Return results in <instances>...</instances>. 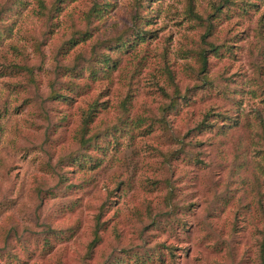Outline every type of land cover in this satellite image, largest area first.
<instances>
[{
	"label": "rangeland",
	"instance_id": "rangeland-1",
	"mask_svg": "<svg viewBox=\"0 0 264 264\" xmlns=\"http://www.w3.org/2000/svg\"><path fill=\"white\" fill-rule=\"evenodd\" d=\"M0 264H264V0H0Z\"/></svg>",
	"mask_w": 264,
	"mask_h": 264
}]
</instances>
